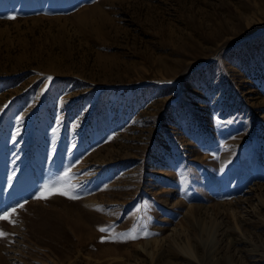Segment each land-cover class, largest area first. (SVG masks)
<instances>
[{"label": "rangeland", "instance_id": "1", "mask_svg": "<svg viewBox=\"0 0 264 264\" xmlns=\"http://www.w3.org/2000/svg\"><path fill=\"white\" fill-rule=\"evenodd\" d=\"M5 214L0 264H264V0H0Z\"/></svg>", "mask_w": 264, "mask_h": 264}, {"label": "snow or ice", "instance_id": "2", "mask_svg": "<svg viewBox=\"0 0 264 264\" xmlns=\"http://www.w3.org/2000/svg\"><path fill=\"white\" fill-rule=\"evenodd\" d=\"M45 188L47 189L48 186L46 185ZM54 194H59V195H63V196H68L70 199H76L77 197L75 195L71 194V188L69 187L67 190H57L55 192H49L47 195H42V197H38V198H48V195H54ZM20 207H23V205H20ZM13 212H15V209L12 210ZM0 219H9V222H12L10 220L9 214H5L3 216H0ZM101 232H108L109 229L106 227H101L99 229ZM5 234L3 233L2 230H0V237L4 236ZM127 238L130 239H137L139 238L138 236L135 235V230H133L132 233L126 234Z\"/></svg>", "mask_w": 264, "mask_h": 264}]
</instances>
